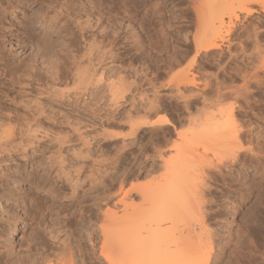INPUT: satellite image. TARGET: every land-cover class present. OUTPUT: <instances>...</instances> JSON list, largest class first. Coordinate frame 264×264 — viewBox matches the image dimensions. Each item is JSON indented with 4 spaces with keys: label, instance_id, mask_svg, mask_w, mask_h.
<instances>
[{
    "label": "rangeland",
    "instance_id": "obj_1",
    "mask_svg": "<svg viewBox=\"0 0 264 264\" xmlns=\"http://www.w3.org/2000/svg\"><path fill=\"white\" fill-rule=\"evenodd\" d=\"M210 1L0 0V138L4 135L1 129H14L16 138L19 139V134L20 138L25 139H19L24 142L21 145L27 144V150H34L33 155L27 154L28 159L26 156L24 159L23 153H19L20 155L14 157L15 160L11 161L8 156V161L4 159V162H0V179L3 173L17 172L21 177L26 175L20 180L15 177L11 179L10 185L17 187L14 191L19 195L17 202L9 199L0 202V251L8 250L9 253L12 250L10 257H14L15 261H25L36 252H52L65 237L64 239H68L66 243L71 245L75 254L76 264L102 263L98 247L102 244V235L95 234L94 230V227L98 228L97 220L98 224L103 223L107 209L121 210L128 203L127 200L131 204L133 202V205H144L134 208L145 209L143 207L147 204L141 202L142 198L136 191L145 185L161 181L164 172L163 160L170 159L175 154L176 145L184 136L189 137L191 121L199 115L202 116V112L203 116L199 119L208 126L222 119L212 103L206 108L199 100L196 104L200 109L193 105L187 110L180 100L163 87L158 89L163 96L160 102L164 106L162 112H157L160 115L148 113L147 100L152 96L150 90L138 93L135 98L129 95L115 104L111 89L132 83L136 72L140 73L143 69L151 71L153 67H146L149 63L161 65L162 59L176 58L186 59L187 64L195 53L193 36L197 17L201 13L205 16L208 14ZM222 1L229 4L231 0ZM153 2L161 4L165 11L160 15L155 14ZM201 4L203 5L200 6ZM198 7H202L204 11L201 10L200 13ZM253 7L257 11H253L246 18L237 9L236 29L229 33L223 32L225 38L220 41L219 49L198 56L197 65L191 69L197 85L191 87L193 90L203 89L208 82L212 84L216 74L227 85L231 83L230 85L240 86L242 77L239 74L243 69L252 70L253 66L259 64L258 58L264 54V50L258 56L243 52L240 48L243 42L244 45H252L250 40L259 31L260 34L263 32L260 39L262 37L264 41V10L258 5ZM196 8L199 10L196 11ZM106 32L108 35L103 38L102 34ZM88 43H95L106 51L111 48L117 58L110 60L108 56L111 53L106 55L104 64H107L104 66L106 68L100 88L89 86L84 94L67 95L68 91L73 93L77 87L74 76L83 68L79 57ZM260 58L263 60V57ZM183 64L184 62L181 67ZM96 67L101 72V66ZM166 68H162L164 80L161 77L160 83L165 82V78L168 79L166 74L171 75L180 67L173 68L172 73ZM164 70L169 72L164 73ZM57 81L61 82L60 87L53 85ZM252 88H255V84ZM234 97L225 100L222 106H226L224 110L227 107L234 109L230 123L236 130L243 131L240 141H232L225 149L224 146H217L208 152L205 160L201 159L195 164H198L195 167L199 170L198 174L204 168L205 172L208 170L206 174L209 173L211 180L207 175L205 202L201 204V210L205 208L202 213L206 216L203 215V226L196 223L195 218H191V222L186 218L182 219L184 222L180 220V224L178 222L175 227L179 231V227L184 226V229L180 227L183 232L187 227L193 229L192 226L195 225H198L194 227L197 231H200L198 227L204 225V228L210 229L206 231L214 237L212 246L215 251L211 264H264V94H252L247 103L242 98H237L236 101ZM207 111L212 112L210 114ZM213 114L216 115V120ZM158 117H167L169 120V124L165 125V132L150 131L146 127L140 129L138 134H129L131 122H152ZM199 119L196 120L200 121ZM194 139L184 145L186 149L183 148L189 155L194 154L193 149L194 152H200L207 143L205 133H200ZM59 144L63 145V156H67L69 160L77 157L75 153L79 149L89 147L92 153L82 154L87 164H90L92 156L98 153L96 155L102 161L98 180L95 182V175L87 167L83 168V178L80 181L76 178L74 166L69 167L71 170L68 168L69 171L73 170V182L63 175L62 178L53 174L52 177L50 174L47 176L42 167L47 163L46 159L57 156L52 152ZM229 148L232 149L228 150ZM230 151L237 158H228L223 165L221 160L230 155ZM76 154L79 155V152ZM35 173L40 182L33 178ZM24 189L26 193L23 194ZM126 190L128 193L124 198H127L125 203H119ZM18 203L23 204L17 207ZM145 211L142 210L143 213ZM131 216H128L129 219ZM135 216L137 215L132 218ZM113 225H109L113 229H109L113 232L110 233L113 239L109 237V248L118 239L114 234H118L125 227L123 223L111 227ZM118 227L122 229L119 231ZM93 238L97 240V252L90 249ZM128 246H122L126 252L121 251L127 253V248H130ZM155 246L148 244L146 247L153 249Z\"/></svg>",
    "mask_w": 264,
    "mask_h": 264
},
{
    "label": "bare ground",
    "instance_id": "obj_2",
    "mask_svg": "<svg viewBox=\"0 0 264 264\" xmlns=\"http://www.w3.org/2000/svg\"><path fill=\"white\" fill-rule=\"evenodd\" d=\"M211 1H210V4H208V5H211V7L209 8L207 12L208 14L206 13L207 14L206 16L205 14L201 13L202 7L201 8L198 7L200 9L199 12L201 14L197 13L198 15L200 14V16L197 17L198 20L196 23L197 26L195 28L196 31L194 32V36H193L195 53L192 54L194 56L192 59H190V61L187 64H185L186 59L177 60L176 58L173 57L174 58L173 60L172 59L168 60V59L161 58L162 59L160 60V63L162 62L161 65H157V63L155 64L149 63L146 65L147 68L149 67L154 68V69L152 68L151 71H148V69L147 70L143 69L140 73L136 72V75L134 74L135 79L133 78L134 81L132 83H129L126 85L122 84L121 87H118V88L113 87L111 89L113 92L112 101L114 99L115 104H118L121 100L126 99L129 95L135 98L134 96L137 95L138 93L140 94V93H144L145 90H150L152 93V96L151 98H148L147 104L149 106L148 113L149 115H152L160 111L162 112L163 103H161L160 100L162 99L163 96L159 93L158 89L163 87L165 89H168L169 90L168 93H170L174 98H176L177 100H180L182 106L186 108L187 110L191 109L193 105H195L197 109H200L198 108V104H196V103H199V100H201L200 102L203 103V105H206L205 106L206 108L208 107L207 105L209 103H212V105H215L217 107V110L221 114L220 116L222 119H220L221 121L217 123H215L216 121H214L215 124L213 123V125H210L211 124L210 123L208 126L204 122L201 123L202 121L199 119L203 116V112H202V116L199 115V117H197L200 121L196 120L197 118L191 121L192 129H191V132H189L190 133L189 137L188 135L184 137L182 136L183 137L182 141L178 142L177 145L175 144L176 145L175 154H173V156H171L170 159L166 158L163 160L164 172H163L161 181H157L160 179H156L158 183L153 182L148 185H145L144 187H141L140 189H138L139 187L137 188L138 191L136 192L138 195L141 196L142 198L141 202L145 205L147 204V206L143 207L145 209H142L144 211L146 210L144 213L142 212V210H139V208H137L139 210L138 211L139 213L135 214V211L137 212V209L134 207H138L137 205L141 207L144 206L141 203H140L141 205L139 203L134 204L136 206L133 205V202L131 204V202H129L128 200H127L128 203H125V200L127 198L125 200L124 198L127 196L126 194L128 193V191L126 190L127 192L125 193L123 197L120 198V201H119V203L124 202L125 207L123 205V208L121 210H116L112 208L110 209L108 207L109 209H107V211L104 212L105 213L104 220H103L104 222L98 224V220H97L96 226H98V228L95 229L94 227V230H95V234L98 233L99 235H102V240H101L102 244L98 245V247L100 248L99 257L103 259V261L101 260L102 261L101 264H211L212 262L211 260L213 259V256L215 254L214 253L215 251H213V246H212L214 237L213 235H211L210 232H207L210 229L207 230L206 228H204L205 225L204 227H201L203 226L202 219H204L203 217L204 214L202 212H204V209H205V208L204 209L202 208L201 210V206L203 205V202H205L204 201L205 195H206L205 190L207 189L206 184L208 185L207 179L210 177V175L209 173L206 174L208 170L205 172L203 167H202L203 170L202 168L200 169L202 170L200 171L202 173L198 174L199 170H196L195 168L197 167L198 164L196 166L195 164L201 159L205 160V158L208 157L207 155L208 152L210 153V151L211 150L213 151V149L216 148L217 146L219 145H221V147L224 146L223 149H225V147L229 145L232 141H235L236 143L240 141L239 137L241 133H243V131L240 129L236 130L234 127L231 126V123H230L232 122L230 120L234 116L233 115L234 109L232 108L228 109L227 107L228 110L227 109L224 110L225 105L222 106V104H224L223 102L225 100L227 101L228 98H232L233 96H235L234 99L242 98L246 100V103H247L249 97L252 94H255V93L264 94V56H263L264 54L262 52L264 50V43H263L264 41L262 40V37L260 39V35L263 32L260 34L259 33L260 31H259L253 37L251 36L252 37L251 40L248 39L250 40V42L252 41L251 42L252 45L250 46L244 45L245 42H243L244 44L242 43L243 45H240L241 51L243 52H250V54H257L258 56H259L258 53L262 52L263 54L260 56V57H263V60L259 57L261 59L260 60L258 58L259 64L257 63L258 65L256 64V66H253L254 68H252V70L251 69L247 70L246 68L245 70L243 69L242 72L240 71L242 73V74L241 73L239 74L241 75L240 77H242L241 78L242 84L240 86H238V84L236 83H235L236 85H230L231 83L230 84L228 83L229 85H227L226 83H224L225 81H222L219 75L216 74L214 76V82L212 84L210 82L211 85L208 82L207 84H205V86H203L204 87L203 89L198 88L199 91H197L195 90L196 89L195 88L193 90L191 87L193 86L195 87L196 79L194 75H191L192 74L191 69L197 65V58L199 55H201V53L207 54L212 50L220 48V45H221L220 41H223L225 38V36L223 35L224 31L226 33H229L236 29L238 25V22L235 19L237 9L243 12V14L245 15V16L243 15V18H246L247 15L249 16L253 11L254 12L257 11V9L253 7V5H258L260 9L264 10V0H231L229 1V4L227 1H226L227 4H225V2H223L222 0H211ZM157 3L153 2L152 3L153 7L152 6L151 7L154 9L155 14L159 13L160 15V13L162 14L163 11L165 10L163 9V6L161 4H157ZM202 5L203 4H201L200 6ZM199 9L196 8V11ZM107 35H108L107 32L102 34L103 38H106ZM248 37L250 38L249 34H248ZM229 49H231V47ZM108 53H111L109 55L110 57L108 56L110 60L111 59L114 60L117 58V56L113 54V50L111 48H109V51H106V49H102L101 46H98L95 43L87 44L86 48L82 51V55H80L79 57L80 65L81 66L83 65L82 66L83 68H81L82 70L80 69L78 74L74 76V80L77 81V87L73 90V93H69L68 91L67 95L84 94L87 90V87L89 86L90 88L91 86L97 89L100 88L101 84L103 83L102 77H103L104 69L106 68L104 66H106L107 64V63L104 64V62L106 59V55H108ZM250 58H251V55H250ZM147 61L149 62V60ZM183 62H184L183 64L184 66L181 67ZM96 65L101 66L100 67L102 69L101 72L98 71ZM178 67H180L178 70H175L173 73L171 72L173 71L172 70L173 68L175 69ZM162 68L169 69L172 74L171 73H170L171 75L166 74V76H169L168 79L166 80L165 78V82L163 81L162 83H160L161 80H164V78L162 77L163 76ZM165 71L166 70H164V73L169 72L168 70L166 72ZM161 77L163 79H161ZM159 79H161L160 82H159ZM158 82L159 84H157ZM232 83L234 84L233 81ZM60 84L61 82L57 81V82H54L53 85L55 87H60ZM254 84H255V88L253 89L252 85ZM52 89L54 90L56 94L58 93L57 90H55L54 88ZM238 99L236 101H238ZM231 103L233 104V102ZM207 112H210V111H207ZM214 114L213 116L215 117L216 115ZM157 115H160V114L157 113ZM210 116L212 117V115ZM166 118L158 117L156 118V120L152 122L150 121L149 122L148 121L131 122L129 124L131 133L129 132V134H132V135L136 134L140 129L142 128L144 129L146 127L149 128L150 131L165 132L167 129L165 128V125L169 124V120ZM216 118L217 117H215V120ZM208 119L209 117L207 118V121ZM19 130H21V132L23 133L22 128H20ZM1 131L4 133V135L2 138H0V162L1 161L4 162L3 160L7 159L6 157L8 156H10V159L12 161L14 157L18 155L19 153H23L22 154L23 157L26 156L27 159L29 158V155L27 156V154L29 153H31V155L34 154V150L31 151L30 149L29 150L26 149L27 144L26 146H22L24 142L21 141L22 142L21 143L19 139L22 140L24 138L23 137L20 138L19 134L17 135L19 139L16 138L14 129L10 130L6 128L5 130L1 129ZM200 133L201 134L205 133V135L207 136V139H206L207 143L203 146L204 148L201 146L203 148V151H202V148L200 152H198L199 150L194 152V149H193L194 154L191 153L192 155L191 154L189 155L188 152L186 153L183 150L184 145L189 143V140L191 141L194 138L196 139V137ZM230 149L232 148H229L228 150ZM62 151H63V145L59 144V147L57 146V148L53 150L52 152L54 155H57V156L51 157L52 159L48 158L49 160L46 159L47 163L45 164L47 165L44 164V166L42 167V170L44 172L46 171L45 173L47 174V176L48 174H50L51 177L54 175L58 178H62L61 175H63L65 176V178L70 180V182H73L74 177L71 178L72 176L71 172L73 170L69 171L70 169L69 167L74 166L76 167L74 170V172L77 174L76 178L78 181H80L83 178L81 172L83 168L87 167L88 169L90 168V172H92V175L93 176L95 175V179H94L95 182L98 180L101 174V163H102V161H100L101 157L96 155L98 153L92 156V163H90L91 164L90 165L89 162L87 164V161L84 160L82 153L91 154L92 153L91 148L87 147L84 149H79V151H77L79 152V155L76 154L77 152L74 150L76 152L75 155L77 157L72 160L71 159L69 160L67 156H66L67 158L64 157L63 156L64 153L62 154ZM231 151L229 152L230 155L228 153H225L226 155L228 154L229 156L228 155L224 156V154L221 156V158L223 156L225 157V158L223 157L221 160V162H223L222 163L223 165L226 164V162L228 161V158H231L232 160L237 158L236 157L237 155L234 154L235 155L234 156L233 153H231ZM215 153L213 152L214 155ZM231 154L234 157L231 156ZM26 158L24 157V159ZM30 160L28 161L29 163H30ZM208 162L212 163L210 161ZM33 163L35 162H32V164ZM222 164L219 165L220 168ZM195 171H197V173ZM16 173L17 172H14V173L11 172L9 174L1 173L2 174L1 177L2 176L3 177L0 179V202L1 201L3 202V200H7V199L14 200L17 202V198L19 195L16 192H14L17 189V187H12L13 184L11 186L10 182H11V179H14V177L17 180H20L23 176H26V175H23L21 177L20 175ZM37 173H35L33 177L36 180L38 178ZM207 175H208V178H207ZM22 193L23 194L26 193L25 189ZM22 204L18 203L16 206L21 207ZM196 205L198 206L196 207ZM116 206H117V203L115 202V207ZM130 215H132L131 219H129L128 217ZM133 215H137V216L132 218ZM97 218H99V215ZM186 218H189L190 222H191L190 220L191 218L192 220H194L195 218L196 223L197 222H199V224L201 223L202 225L198 227L200 231H197V229L194 228L195 226H198V225H195V222L193 224L195 226H192V224L188 222L189 224H191L193 229H191L190 227H187L188 230L186 228L185 231L183 232V230L181 231V228L184 226H180L181 227V228L179 227L180 230L177 231L175 226L178 224L180 220L182 219L185 220ZM203 221H206V220H203ZM182 222L184 221L182 220ZM121 223H123L125 227L123 225H121L124 227L123 229L122 227H118L119 231H120V228L122 229V231H120L121 233L117 231L118 229L115 227V229H117L116 231L119 232L120 234L119 233L114 234L115 235L114 237H117L118 239L114 238L117 241H115V243L114 241H111L114 244H111L113 247L111 246L109 248L108 247V245L110 244L109 237H111L112 235V234L110 235V233H113L110 231V230L113 231V229L109 228V225L114 224L116 226L117 224L120 225ZM186 223L187 222L185 221V224ZM166 224H169V225L166 226ZM114 225L111 227H114ZM181 225H184V224L182 223ZM114 233H115V230H114ZM64 238L62 240L64 241L66 240V241L63 242L61 240V242L57 244L58 245L57 248L53 249L52 252L50 253H47L46 251L36 252L35 254L30 255L28 259L25 261H22V260L15 261L14 257H10L9 254L12 250L9 251V253H7L8 250L7 252H5V250H3L4 252L0 251V264H76L77 259L75 260L76 257H74L75 254H73L74 252H72L73 251L72 247L70 244L68 245V243H66L68 242L67 241L68 239H64ZM95 238L92 239V242H91L92 244L90 248L91 251L93 252L95 251L97 252V249H96L97 240H95ZM111 238L113 239V237ZM120 244L123 247L124 246L127 247L128 245H130V248L129 249L127 248V253H124L121 251L123 249ZM148 244H154V246L156 244V246L153 249H149L146 247ZM120 246H121V249H120ZM171 246H174L175 248L173 247L174 248L173 249ZM111 248H113L114 250L112 249L113 250L112 251ZM11 256H12V253H11ZM82 260H85V258H83ZM256 263L253 262V264H256Z\"/></svg>",
    "mask_w": 264,
    "mask_h": 264
}]
</instances>
